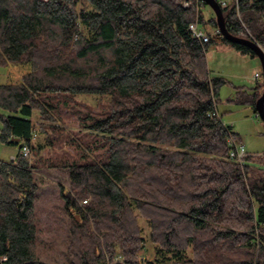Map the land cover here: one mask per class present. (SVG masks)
Returning a JSON list of instances; mask_svg holds the SVG:
<instances>
[{"label":"trees","instance_id":"16d2710c","mask_svg":"<svg viewBox=\"0 0 264 264\" xmlns=\"http://www.w3.org/2000/svg\"><path fill=\"white\" fill-rule=\"evenodd\" d=\"M199 6L0 0V67L29 68L18 83L0 84L2 144L18 139L37 157L36 135L64 140L57 113L72 97L109 98L99 116L78 117L84 135L67 138L73 156L45 161L68 174L60 196L71 218L70 264H104L102 248L125 264H264V153L230 159L227 138L237 135L208 116L227 83L210 75L209 48L255 55L213 32L207 43L194 39L188 26L204 25ZM220 7L227 30L264 51V0ZM208 24L215 30V17ZM261 88L238 89L234 101L254 107ZM39 162L19 153L0 160V264H44L35 255ZM139 219L153 245L145 261L136 259L145 249Z\"/></svg>","mask_w":264,"mask_h":264},{"label":"rangeland","instance_id":"374dc122","mask_svg":"<svg viewBox=\"0 0 264 264\" xmlns=\"http://www.w3.org/2000/svg\"><path fill=\"white\" fill-rule=\"evenodd\" d=\"M221 1V0H219ZM82 3L78 8H85ZM204 25L199 27L205 33H212L214 28L208 24L210 18H214L212 10L208 6H199ZM208 71L212 76L223 78L227 83L223 85L218 94L216 109L223 124L230 125L239 136L246 153L259 155L264 153V125L255 115L253 107L236 103V87L249 91L262 81L261 65L257 58L241 55L224 45L215 46L206 53ZM28 66L0 67V84H16L20 76L28 71ZM255 73L259 78L255 80ZM262 88L259 91L261 94ZM70 107L57 113L58 124L64 131L63 141L55 140L50 145L45 137L36 135L33 144L39 142L43 149L34 157L33 151L26 158L28 161L40 159L39 166L32 170L33 178L38 184V191L34 202L36 243L35 255L38 261L44 264H70L67 249L69 245L68 232L71 218L65 210V203L60 196V190L66 192L69 189L68 174L65 169L48 168L46 160L73 156L74 152L68 144V139L82 138L84 131L78 126V117L87 110L93 116H99L103 106L109 102L107 96L77 95L71 98ZM0 114H7L0 109ZM38 115L34 114L32 122L37 125ZM41 122V121H40ZM72 136V137H69ZM69 137V138H68ZM68 138V139H67ZM72 139L74 142L75 140ZM60 140V139H58ZM18 155V144H2L0 142V160L8 161ZM91 160H94L93 158ZM102 160V158H101ZM56 161V160H55ZM82 204L83 201H82ZM142 228V236L145 238V249H140L136 255L138 261L153 258V245L148 239V226L146 221L139 219ZM105 258L104 264H125L122 257L117 256L112 260L102 248ZM140 264V263H137Z\"/></svg>","mask_w":264,"mask_h":264},{"label":"water","instance_id":"95a60500","mask_svg":"<svg viewBox=\"0 0 264 264\" xmlns=\"http://www.w3.org/2000/svg\"><path fill=\"white\" fill-rule=\"evenodd\" d=\"M200 1L212 10L214 17H215L216 27L219 30L220 35L223 39L229 43L238 44V45L247 47L253 52L255 57L259 60L260 65H261V73H262V92L254 103V110L257 113L256 115L258 116V118L261 120V122L264 125V51L254 41L247 39V38L232 35L227 30L226 25H225L224 15L222 13V9L217 0H200ZM13 141L16 144L19 143L18 139H13Z\"/></svg>","mask_w":264,"mask_h":264},{"label":"built area","instance_id":"2783aa9c","mask_svg":"<svg viewBox=\"0 0 264 264\" xmlns=\"http://www.w3.org/2000/svg\"><path fill=\"white\" fill-rule=\"evenodd\" d=\"M235 3H237V0H233ZM221 6H226V2L225 1H220L219 3ZM188 3H183V7H187ZM188 30L191 34V36L200 41L201 43H207L209 41V36L199 27V25L197 23H193V24H190L188 26ZM213 34H218L220 35V32L219 30L216 28L214 31H213ZM255 80H257L259 77L258 75H255ZM208 116L210 118H219L220 120V117H219V114L217 111H213L212 113L208 114ZM221 122V120H220ZM222 125H226V124H223L221 122ZM227 142H228V145L230 147V151H229V158L232 159V160H235V161H240L242 160L245 156L248 155V153H246L245 151V148L244 146L237 142L236 139L233 137V136H229L227 138ZM18 153L24 157V158H27L29 155H30V150L29 148L26 146V145H21L19 150H18ZM15 158H11V160H14ZM83 203L85 204L86 201H83Z\"/></svg>","mask_w":264,"mask_h":264},{"label":"crops","instance_id":"0c3cea01","mask_svg":"<svg viewBox=\"0 0 264 264\" xmlns=\"http://www.w3.org/2000/svg\"><path fill=\"white\" fill-rule=\"evenodd\" d=\"M222 1H225L226 3H230V2H232L233 0H222ZM215 46H212V47H210L209 48V50L210 49H213ZM228 47V46H227ZM230 48V47H229ZM230 49H232V48H230ZM208 50V51H209ZM234 50V49H233ZM235 52H237L236 50H234ZM237 53H239V52H237ZM239 54H241V53H239ZM241 55H243V54H241ZM246 56H248V55H246ZM250 57V56H249ZM250 58H252V57H250ZM253 58H256V57H253ZM252 58V59H253ZM210 75H211V73H210ZM255 75H258L257 73H255ZM212 76V75H211ZM255 77V76H254ZM258 77H259V75H258ZM236 89L238 90V89H240L239 87H236ZM236 90V91H237ZM253 109H254V107H253ZM217 110V109H216ZM254 112H255V110H254ZM257 113L255 112V115H256ZM232 131H233V129H232ZM234 132V131H233ZM235 133V132H234ZM236 134V133H235ZM237 135V137L239 138V136H238V134H236Z\"/></svg>","mask_w":264,"mask_h":264},{"label":"bare ground","instance_id":"6f19581e","mask_svg":"<svg viewBox=\"0 0 264 264\" xmlns=\"http://www.w3.org/2000/svg\"><path fill=\"white\" fill-rule=\"evenodd\" d=\"M221 36V35H220Z\"/></svg>","mask_w":264,"mask_h":264}]
</instances>
